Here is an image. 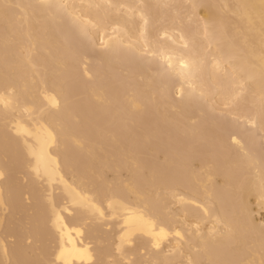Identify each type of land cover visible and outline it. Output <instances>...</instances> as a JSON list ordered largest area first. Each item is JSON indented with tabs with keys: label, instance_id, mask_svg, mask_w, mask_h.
Instances as JSON below:
<instances>
[{
	"label": "bare ground",
	"instance_id": "bare-ground-1",
	"mask_svg": "<svg viewBox=\"0 0 264 264\" xmlns=\"http://www.w3.org/2000/svg\"><path fill=\"white\" fill-rule=\"evenodd\" d=\"M264 0H0V264H264Z\"/></svg>",
	"mask_w": 264,
	"mask_h": 264
},
{
	"label": "rangeland",
	"instance_id": "rangeland-1",
	"mask_svg": "<svg viewBox=\"0 0 264 264\" xmlns=\"http://www.w3.org/2000/svg\"><path fill=\"white\" fill-rule=\"evenodd\" d=\"M262 216H264V212H262Z\"/></svg>",
	"mask_w": 264,
	"mask_h": 264
}]
</instances>
